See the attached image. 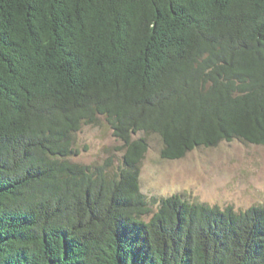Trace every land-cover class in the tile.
Here are the masks:
<instances>
[{"label": "trees", "instance_id": "1", "mask_svg": "<svg viewBox=\"0 0 264 264\" xmlns=\"http://www.w3.org/2000/svg\"><path fill=\"white\" fill-rule=\"evenodd\" d=\"M100 116L114 171L70 158ZM139 132L264 145V0H0V264H264L263 206L142 193Z\"/></svg>", "mask_w": 264, "mask_h": 264}, {"label": "rangeland", "instance_id": "2", "mask_svg": "<svg viewBox=\"0 0 264 264\" xmlns=\"http://www.w3.org/2000/svg\"><path fill=\"white\" fill-rule=\"evenodd\" d=\"M140 136L149 141L138 166L140 190L148 198L182 193L190 201L221 208L264 207V145L223 140L214 146H198L181 158L167 159L161 155L163 142L159 135H135ZM122 145L106 118L100 116L73 134L77 153L70 158L85 165H105L114 171L123 166ZM151 207L153 212L157 210L156 203Z\"/></svg>", "mask_w": 264, "mask_h": 264}]
</instances>
